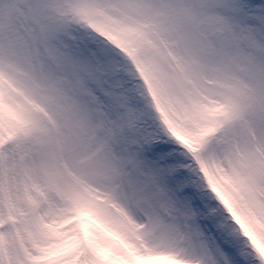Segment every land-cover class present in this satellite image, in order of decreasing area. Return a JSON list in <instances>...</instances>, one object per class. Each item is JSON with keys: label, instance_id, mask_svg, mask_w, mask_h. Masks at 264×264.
Listing matches in <instances>:
<instances>
[{"label": "snow or ice", "instance_id": "1", "mask_svg": "<svg viewBox=\"0 0 264 264\" xmlns=\"http://www.w3.org/2000/svg\"><path fill=\"white\" fill-rule=\"evenodd\" d=\"M0 264H264V0H0Z\"/></svg>", "mask_w": 264, "mask_h": 264}]
</instances>
